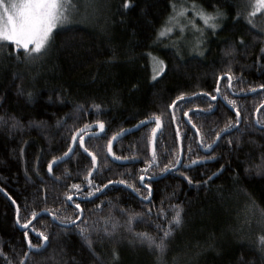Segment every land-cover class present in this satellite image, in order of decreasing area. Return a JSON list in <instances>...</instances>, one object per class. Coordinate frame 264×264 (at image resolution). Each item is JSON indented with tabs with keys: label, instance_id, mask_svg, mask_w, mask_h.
<instances>
[{
	"label": "trees",
	"instance_id": "1",
	"mask_svg": "<svg viewBox=\"0 0 264 264\" xmlns=\"http://www.w3.org/2000/svg\"><path fill=\"white\" fill-rule=\"evenodd\" d=\"M71 3L76 14L54 30L41 54L0 42V264H264V230L253 221L254 212L264 215V129L255 122L260 108L264 125V11L255 10L254 0H131L129 8L124 0ZM172 5L195 6L215 16L210 23L217 27L198 18L195 32L174 31L158 40ZM155 60L163 62L159 75ZM220 78V98L213 102ZM173 102L182 164L158 181H145L152 191L146 202L139 177L161 176L180 158ZM237 110L240 126L204 154V145L237 126ZM157 117L163 127L154 156L156 125L150 124L115 145V156L128 164L109 159L114 136ZM98 122L103 132L84 143L97 168L77 142L71 158L49 174L48 165L70 150L75 134ZM109 180L116 185L93 199L67 200L96 195ZM11 199L22 225L45 210L75 220V203L83 218L68 228L42 216L26 237ZM177 209L181 223L157 248ZM37 232L49 237L43 247Z\"/></svg>",
	"mask_w": 264,
	"mask_h": 264
},
{
	"label": "snow or ice",
	"instance_id": "2",
	"mask_svg": "<svg viewBox=\"0 0 264 264\" xmlns=\"http://www.w3.org/2000/svg\"><path fill=\"white\" fill-rule=\"evenodd\" d=\"M71 0H0V42H12L15 45L17 50L23 49L26 55H33V54H41L43 51L47 49V46L51 42L52 34L55 29L64 25V23L69 19V5ZM124 8H129L131 6V0H124ZM173 12L175 15H183L187 12V9H181L180 12H176L175 5H172ZM261 8H264V0H256L255 10L259 11ZM193 13L195 16H199L203 23L212 30H215L217 25L215 23H210L215 19V16L211 14L205 13L203 10L195 11V6H193ZM255 14L254 12L252 13ZM222 13L217 11L216 16H220ZM175 16H169L168 21L166 24L159 30L157 33V39L159 40L162 37L168 36L172 33L173 28L168 26L173 20ZM181 31L183 29L181 28ZM160 71H163V62L160 61ZM160 73L157 72V75ZM156 77L154 76L153 79ZM232 80L231 75H228V85L231 87ZM264 87V85H261ZM219 92V88L216 89ZM183 97H177V99H182ZM216 96H211L212 100H216ZM175 102H173L174 104ZM98 107V106H96ZM185 116H188V113H184ZM236 115V123L240 122V113L237 110L235 112ZM190 122V118H189ZM146 123V121H141V124ZM259 123V121H257ZM99 130L103 132L104 124L103 122H98ZM156 127H160L159 118H156ZM235 125H231L226 131H231V128H234ZM156 129H153V135H155ZM73 141H76V137L74 136ZM78 144L82 146L84 144L83 136H80ZM205 148L211 150L212 145H204ZM71 151V150H70ZM87 148H84V152L87 153ZM67 155V153H65ZM155 152L153 151V156ZM92 161L95 162V156H92ZM195 163V162H194ZM175 165H173V168ZM52 165H48V171L51 173ZM172 168H169L168 165H165L164 168L161 170V175L166 174L167 172L172 171ZM222 170V168H221ZM218 173H214L213 175H217ZM145 176L141 175L139 177L140 185L142 188H145L148 192V196H144L143 199L148 200L151 194V184H145ZM149 180L155 179V177H148ZM187 179V178H186ZM211 179V177H209ZM120 184H125L133 192L140 194V189L134 187L133 185L126 184L125 181H117ZM188 182L191 183V180L188 179ZM113 181L109 180L107 184L103 185V188H107L109 184H112ZM74 189L79 190L80 185H72ZM95 187L94 184H89V188ZM101 187H96V192H101ZM79 194V193H78ZM95 193L89 191L84 199H88L89 197L94 196ZM67 200L72 202L73 197L71 195L67 196ZM75 209L79 210L82 214V209L80 203L74 204ZM17 213H19V206L16 208ZM47 211V210H45ZM151 214V210H148ZM163 214V210L161 213ZM33 218L35 219L36 213L34 212ZM53 219L58 220L60 224H71L72 226H76V220H80V214L76 216L75 220L69 218L68 220H59L58 217L53 216ZM17 220H19V216L17 215ZM181 223V215L180 210L177 209L175 215L172 217V220L169 222V227L167 229H163V238L161 239L160 243L156 245L157 248L163 249V239L167 238L172 230V226L179 225ZM26 229L28 228V223L23 225ZM35 231V229H32ZM80 233L84 235V229H80ZM141 237H146L150 243H155L151 239V237H147V234L141 233L138 234ZM25 236L27 237V231H25ZM36 236L42 240V247L46 245L49 240L47 235H44L42 232H37ZM88 246L91 247V241L87 240ZM261 240L264 241V237H261ZM29 248H33L31 240H28Z\"/></svg>",
	"mask_w": 264,
	"mask_h": 264
},
{
	"label": "water",
	"instance_id": "3",
	"mask_svg": "<svg viewBox=\"0 0 264 264\" xmlns=\"http://www.w3.org/2000/svg\"><path fill=\"white\" fill-rule=\"evenodd\" d=\"M223 78H224V77H223ZM223 78H220V80L218 81L217 88H219V92H217V95H216L217 98H216V100H212L213 102H217V101L219 100V98H220V84H221V81H222ZM251 94H252V92H251V93H246V94H237V93H233V95H234L235 97H239V96H247V95H251ZM200 95H202V94L195 95V97H198V96H200ZM175 106H176V104H173L171 110H172V115H173V119H174L175 128H176L177 133H178V139H179V144H180V158H179L178 164H177L174 168H172L173 170L170 171V172H173V171L178 170L179 167H180L181 164H182V144H181V137H180V135H179L178 127H177V124H176V117H175V113H174ZM259 111H260V108H259V109L257 110V112H256L255 122H256V124H257V126H258L259 129H264V125H261L260 123H257V121H259V120H258ZM186 117H187V119H188L189 114H188V116H186ZM145 121H146V123L141 124V122H140V123L136 124L135 126H133V127L129 128V129H127V130H125V131H123V132L117 134L116 136H114V137L112 138V140H111L110 143H109L108 150H107V151H108L109 159H110L112 162H114V163H116V164H118V165H126V164H128V161H126V160H121V159H119V158H117V157L115 156V154H114V147H115V145L117 144V142H118L119 140H121L122 138H124V137H126V136H128V135H130V134H133V133H135V132H138L139 130H141L142 128H144V127H146V126H148V125H150V124H155V125H156V118L148 119V120H145ZM241 121H242V119H241V116H240V122L237 124V126H236L235 128H232L231 131H224V132H222V133L219 135V137L216 139L215 143L212 145L213 147H212L211 150H209V149L203 147V148H202L203 153L206 154V155H210V154L212 153L213 149L216 147L217 143L220 141V139H221L224 135H226V134H228V133H231L234 129H236L238 126H240ZM159 122H160V127H159V128L156 127V128H155V129H156L155 135H152V141H151V153H152V154H153V151L155 152L157 139H158V136H159V134H160V132H161V130H162V127H163V123H162V121H161L160 119H159ZM94 130H97V132H96V133H90V132H89V131H94ZM85 133H86V134H85ZM101 133H102V132L99 130V126H98V125H95V126H93V127H91V128H88V129H82V130L78 131V132L75 134L76 141H72L71 148H70L71 151L69 150V151L67 152V155H64L63 157H61V158L55 160V161L51 164V165H52V168H51V173H49V174H52L54 168H55L57 165H59V164H61V163H64V162H66L68 159L71 158V156L73 155V153H74V151H75V149H76L77 142H78V139L80 138V136H82L83 134H85V136L83 137V138H84V143H85V140H86L89 136L100 135ZM81 147H82V149H83V151H84L85 145L83 144ZM86 154L89 155V156L92 158V155H91V154H89L88 152H87ZM210 161H211V160H209V159H208V160H204V161H201V162H198V163L192 164V165H190L189 167H190V168H191V167H195V166H198V165H200V164L208 163V162H210ZM94 168H95V169L97 168V161H96V159H95V162H94ZM170 172H167V173L164 174V175H161V176L155 177V179L150 180V181H158L159 179H161L162 177H165V176H166L167 174H169ZM145 178H146L145 181H146V180H149L148 177H145ZM112 185H116V183L109 184V185L107 186V188L110 187V186H112ZM107 188H103L101 192L97 193L96 195H94V196H92V197H89L88 199H84V198H82V197H78V196H72V197H73V200H74V199H78L79 201L90 200V199H93L95 196L100 195V194H101L105 189H107ZM132 192H133V191H132ZM135 194H136V193H135ZM7 196H8V195H7ZM151 196H152V191H151V194H150V196H149V199H148V200L143 199V200L146 201V202H149V201L151 200ZM11 200H12V199H11ZM12 201H13V200H12ZM69 202H70V201H69ZM13 203L15 204L14 201H13ZM70 203L72 204L73 201L70 202ZM15 206H16V208H17V205H16V204H15ZM17 215L19 216V213H17ZM17 215H16V222H17V225H18V227L20 228L21 231H27V230L31 227V225H32L37 219H39V218L42 217V216H48V217H51L52 219H53V216H54V215H52V214H51L50 212H48V211H42V212H40L39 214L36 215L35 219L33 218V219L28 223V228L26 229L22 224H20V221L17 220ZM82 218H83V211H82V214L80 213V220H76V224L79 223V222L82 220ZM53 220H54L56 223H58L59 225H62V226L68 227V228L72 227L71 224H60L58 220H55V219H53Z\"/></svg>",
	"mask_w": 264,
	"mask_h": 264
},
{
	"label": "rangeland",
	"instance_id": "4",
	"mask_svg": "<svg viewBox=\"0 0 264 264\" xmlns=\"http://www.w3.org/2000/svg\"><path fill=\"white\" fill-rule=\"evenodd\" d=\"M89 1L90 0H81V3H83L85 5V7H90ZM254 1H255V5H256V0H254ZM71 6H72V3H71ZM69 7H70V5H69ZM180 11H181V9L180 10L176 9V12H180ZM195 11H197V10H195ZM259 11H264V8H261ZM72 12H75V14H76L77 10L72 11V7H70L69 8V15ZM93 16H95V15H93ZM173 16H175V19L168 26L173 28L172 32L178 31L179 33H183V34H185L187 31L188 32L190 31L191 33L195 32L198 28L197 19L199 18L202 21V19L199 16L194 15L193 10H187V12L183 15H175V13L173 12ZM67 21H69V19ZM181 28L183 29V31H181ZM169 35H171V33ZM162 38H164V37H162ZM153 62H154L153 64H154L155 69L157 70V72L160 73L161 72L160 71V68H161L160 63H158L156 60ZM254 214H255V216L253 217L254 218L253 221L255 223H257L256 225H258V227H261V229L264 230V215L261 213H256V212H254ZM263 233H264V231H263ZM260 246H261V248L263 250V254H264V242H262V244Z\"/></svg>",
	"mask_w": 264,
	"mask_h": 264
},
{
	"label": "flooded vegetation",
	"instance_id": "5",
	"mask_svg": "<svg viewBox=\"0 0 264 264\" xmlns=\"http://www.w3.org/2000/svg\"><path fill=\"white\" fill-rule=\"evenodd\" d=\"M148 181V180H147ZM145 184H146V182H145ZM83 198V197H82Z\"/></svg>",
	"mask_w": 264,
	"mask_h": 264
}]
</instances>
